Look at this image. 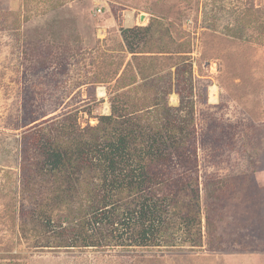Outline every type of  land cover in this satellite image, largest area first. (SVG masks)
Listing matches in <instances>:
<instances>
[{"label":"rangeland","instance_id":"obj_1","mask_svg":"<svg viewBox=\"0 0 264 264\" xmlns=\"http://www.w3.org/2000/svg\"><path fill=\"white\" fill-rule=\"evenodd\" d=\"M151 24V31L133 38L146 52H130L124 30ZM189 64L191 73L184 67ZM158 73L159 94L167 90L175 107L178 88L192 85L183 89L189 104L183 113L192 115L196 130V168L176 167L174 174L199 183V243L69 247L54 239L49 246L26 241L20 230L27 203L23 135L68 113L83 127L96 125L114 103L133 106L127 90ZM181 75L190 77L182 82ZM146 102L135 103V113L153 108L150 98ZM36 180L29 196L41 201L38 190L50 191ZM260 228L264 0H0V264H264L257 255L264 233L251 241L253 248L243 243Z\"/></svg>","mask_w":264,"mask_h":264},{"label":"trees","instance_id":"obj_2","mask_svg":"<svg viewBox=\"0 0 264 264\" xmlns=\"http://www.w3.org/2000/svg\"><path fill=\"white\" fill-rule=\"evenodd\" d=\"M146 29L151 31L152 24L124 30L130 52H146L133 42ZM149 75L142 72L145 79ZM181 77L179 81L185 82L190 76ZM161 78L158 73L128 89L133 106L114 103L111 114L99 116L96 125L83 127L75 114L68 113L47 128L38 124L23 135L21 187L27 203L20 230L26 241L39 246L46 240L49 246L54 239L69 247L199 243V183L196 177L192 183L183 173L174 174L176 167L196 168V130L192 115L183 113L189 106L183 89L192 85L178 88L181 104L175 107L167 90L159 94ZM167 88L171 86L163 87ZM148 98L153 108L135 113L134 104L146 105ZM37 177L50 191L45 195L36 189L41 201L29 196L35 190L29 184Z\"/></svg>","mask_w":264,"mask_h":264},{"label":"crops","instance_id":"obj_3","mask_svg":"<svg viewBox=\"0 0 264 264\" xmlns=\"http://www.w3.org/2000/svg\"><path fill=\"white\" fill-rule=\"evenodd\" d=\"M257 207L258 208H256V210L253 208L252 209V211H253V213H254V211H257L258 209H259V207H261V205H257ZM221 230V229H220ZM253 232H254V234L253 235H245L246 236V238L247 239H243V243H246V244H250L251 243V241L252 242H254V241H257L256 243H258V241H260L261 240V238H258V237H262V234L264 233V228H260L259 230H257V229H254L253 230ZM262 232V233H261ZM254 236V237H253ZM238 237H240V236H238ZM255 239V240H254ZM239 242V244L241 245V240H239L238 241ZM253 246V245H252ZM251 245H249V247H252ZM253 248V247H252ZM257 255H261V257H263L264 258V251H261V250H259V251H257ZM249 255V254H248ZM246 256V255H245ZM247 257V256H246Z\"/></svg>","mask_w":264,"mask_h":264},{"label":"bare ground","instance_id":"obj_4","mask_svg":"<svg viewBox=\"0 0 264 264\" xmlns=\"http://www.w3.org/2000/svg\"><path fill=\"white\" fill-rule=\"evenodd\" d=\"M129 15H131V14L129 13ZM130 17H131V18H130V21H131L133 16H130ZM130 23H132V21H131ZM133 23H134V22H133ZM216 88H217V87H213V88H211V90H212V92H213V95L216 93ZM213 95H212V97H213ZM213 98H215V97H213Z\"/></svg>","mask_w":264,"mask_h":264},{"label":"water","instance_id":"obj_5","mask_svg":"<svg viewBox=\"0 0 264 264\" xmlns=\"http://www.w3.org/2000/svg\"><path fill=\"white\" fill-rule=\"evenodd\" d=\"M144 18H145V16L143 15V16H142V19H144Z\"/></svg>","mask_w":264,"mask_h":264},{"label":"built area","instance_id":"obj_6","mask_svg":"<svg viewBox=\"0 0 264 264\" xmlns=\"http://www.w3.org/2000/svg\"><path fill=\"white\" fill-rule=\"evenodd\" d=\"M102 10V8L99 9V12Z\"/></svg>","mask_w":264,"mask_h":264},{"label":"clouds","instance_id":"obj_7","mask_svg":"<svg viewBox=\"0 0 264 264\" xmlns=\"http://www.w3.org/2000/svg\"><path fill=\"white\" fill-rule=\"evenodd\" d=\"M173 106V105H172Z\"/></svg>","mask_w":264,"mask_h":264}]
</instances>
